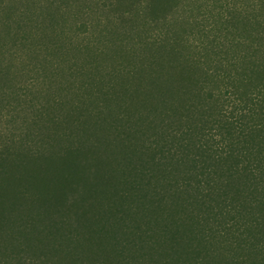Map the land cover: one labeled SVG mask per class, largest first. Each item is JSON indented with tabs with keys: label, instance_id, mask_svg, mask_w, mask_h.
Segmentation results:
<instances>
[{
	"label": "trees",
	"instance_id": "obj_1",
	"mask_svg": "<svg viewBox=\"0 0 264 264\" xmlns=\"http://www.w3.org/2000/svg\"><path fill=\"white\" fill-rule=\"evenodd\" d=\"M110 1H0V264H264V0Z\"/></svg>",
	"mask_w": 264,
	"mask_h": 264
},
{
	"label": "rangeland",
	"instance_id": "obj_2",
	"mask_svg": "<svg viewBox=\"0 0 264 264\" xmlns=\"http://www.w3.org/2000/svg\"><path fill=\"white\" fill-rule=\"evenodd\" d=\"M0 1H1V0H0ZM115 1H116V0H111V1H110L113 7L109 8V9L106 10L105 12H101V13H99V15H100L104 20H105L107 17L112 16V14H115V15H116L117 13L123 12L125 9L128 8V4H129V3L133 2V1H136V0H117V1L119 2L118 7H117V6L115 7V4H116ZM144 1H145V0H144ZM177 4H178V0H175V7L173 8V10H175ZM3 5H5V4L3 3ZM71 25H72V23H71ZM69 31H70L69 35H71L72 37H75V34H74V33H76V31H75V27L70 26ZM8 57H9V56H8ZM25 58H26L25 56H21V58L17 61L16 64H17L19 67H22V65H21L22 62H21V60H23V59H25ZM5 61L8 62V61H7V58H5ZM13 75H14V74H13ZM27 75L29 76V78L26 77ZM30 78H31V76H30V74H27V72H26V73L19 72V73H17L16 75L12 76V79H11V81H12V85H13L15 88L20 87V86L23 85L25 82H27ZM2 116H3V115H2ZM5 121H6V119H4V118H1V119H0V129H1L2 126H4V125L6 124ZM1 133H2V132H0V137H1ZM87 182H89V181H86L85 183H87ZM90 182H91V178H90ZM102 199H103V198H100V200H102Z\"/></svg>",
	"mask_w": 264,
	"mask_h": 264
}]
</instances>
